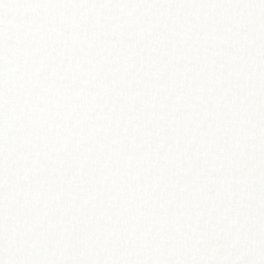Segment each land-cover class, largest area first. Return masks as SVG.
I'll return each mask as SVG.
<instances>
[{"label": "snow or ice", "instance_id": "snow-or-ice-1", "mask_svg": "<svg viewBox=\"0 0 264 264\" xmlns=\"http://www.w3.org/2000/svg\"><path fill=\"white\" fill-rule=\"evenodd\" d=\"M0 264H264V0H0Z\"/></svg>", "mask_w": 264, "mask_h": 264}]
</instances>
